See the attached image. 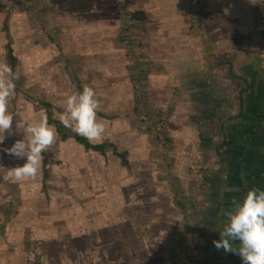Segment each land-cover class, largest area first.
<instances>
[{"label": "rangeland", "instance_id": "obj_1", "mask_svg": "<svg viewBox=\"0 0 264 264\" xmlns=\"http://www.w3.org/2000/svg\"><path fill=\"white\" fill-rule=\"evenodd\" d=\"M156 1L0 0V61L7 62V21L20 76L9 102L13 127L42 112L55 125L64 98L88 84L108 115L98 116L106 125L100 143L129 153L127 167L112 148L86 150L60 123L70 136L63 139L57 130L46 151L48 176L43 165L35 180L10 183L3 175L25 161L2 149L23 136L6 138L0 145V264L195 259L192 236L205 223L194 214L207 192L195 160L185 176L175 172L169 134L185 98L172 66L180 69L192 53L207 66L218 59L220 79L244 89L264 65V0L253 2V12L246 0ZM167 9L170 16L163 15ZM200 11L205 21L198 31L193 13Z\"/></svg>", "mask_w": 264, "mask_h": 264}, {"label": "crops", "instance_id": "obj_2", "mask_svg": "<svg viewBox=\"0 0 264 264\" xmlns=\"http://www.w3.org/2000/svg\"><path fill=\"white\" fill-rule=\"evenodd\" d=\"M253 5L256 6L253 0H246L248 12L254 11ZM260 8L263 12L264 5ZM201 13H193L192 25L198 31L205 21ZM163 15L170 16L169 9ZM191 55L181 60L180 69L172 66L175 75L181 78V98L185 100L181 112L171 122L169 134L177 153L173 162L178 165L175 168L178 177L185 176L184 168L193 167L195 160L199 184L207 192L202 210L197 216L194 214L196 218L202 215L205 230L192 236L195 259L189 264H212L211 259L217 264H242L239 255L217 249L213 241L220 239L219 231L226 223L225 211L231 209L233 199L242 201L253 187L264 190V65L258 70L260 76L253 78L250 74L246 81L249 85L235 90L219 76L221 60L207 66V60H197ZM242 68L249 72L246 65ZM100 112L102 118H108L105 112ZM124 166H129V160Z\"/></svg>", "mask_w": 264, "mask_h": 264}, {"label": "clouds", "instance_id": "obj_3", "mask_svg": "<svg viewBox=\"0 0 264 264\" xmlns=\"http://www.w3.org/2000/svg\"><path fill=\"white\" fill-rule=\"evenodd\" d=\"M19 78V73L14 72L7 62L0 61V145L8 137L23 136L11 147L2 149L9 156L25 161L10 167L3 175V180L10 183L35 180L43 166V153L55 144L58 136L55 125L49 124L48 116L43 112L39 119L32 117L22 123L16 121L13 127L14 116L9 111V102L15 96V81ZM60 107L63 111L55 113L53 118L64 127L90 143L103 141L106 125L98 117L102 106L93 86L85 84L82 91L67 95ZM225 217L226 223L219 231L220 239L213 241L215 247L239 255L242 264H264V190L253 187L242 201L233 199Z\"/></svg>", "mask_w": 264, "mask_h": 264}, {"label": "trees", "instance_id": "obj_4", "mask_svg": "<svg viewBox=\"0 0 264 264\" xmlns=\"http://www.w3.org/2000/svg\"><path fill=\"white\" fill-rule=\"evenodd\" d=\"M3 29L6 32L7 39H8L7 44H6L7 63L12 67L13 71L16 72L17 66H18V58L14 53L13 41L10 35L9 25L7 21L4 22ZM45 105L49 107V104H45ZM98 116L102 117L103 114L99 111ZM52 123L56 125V128L58 132L61 133L63 139H67L70 136L69 134L63 131V127L61 126L59 121L57 122L52 121ZM74 139L81 146H83L86 150H92V151L100 152L102 154H105L107 149L112 148L114 155L120 157L124 165H128V159H127L128 153L126 151H119L118 148L112 143L111 144L110 143H98V144L90 143L86 138H84L83 136L77 135L76 133L74 134ZM49 155L50 154H48L47 152L43 153V156H44L43 165L45 168V173H44L45 177H47L49 174V170L48 168H46Z\"/></svg>", "mask_w": 264, "mask_h": 264}, {"label": "flooded vegetation", "instance_id": "obj_5", "mask_svg": "<svg viewBox=\"0 0 264 264\" xmlns=\"http://www.w3.org/2000/svg\"><path fill=\"white\" fill-rule=\"evenodd\" d=\"M218 254H219V250H217ZM212 264H217L213 259H211Z\"/></svg>", "mask_w": 264, "mask_h": 264}]
</instances>
